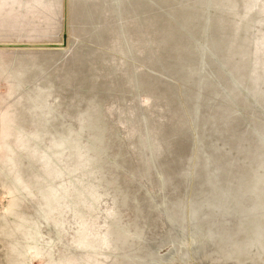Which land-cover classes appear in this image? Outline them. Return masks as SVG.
Here are the masks:
<instances>
[{"label":"rangeland","instance_id":"rangeland-1","mask_svg":"<svg viewBox=\"0 0 264 264\" xmlns=\"http://www.w3.org/2000/svg\"><path fill=\"white\" fill-rule=\"evenodd\" d=\"M0 264H264V0H0Z\"/></svg>","mask_w":264,"mask_h":264}]
</instances>
